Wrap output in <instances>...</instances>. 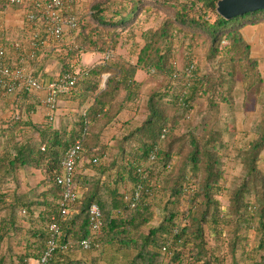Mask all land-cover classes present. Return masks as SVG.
I'll return each mask as SVG.
<instances>
[{
	"label": "trees",
	"instance_id": "16d2710c",
	"mask_svg": "<svg viewBox=\"0 0 264 264\" xmlns=\"http://www.w3.org/2000/svg\"><path fill=\"white\" fill-rule=\"evenodd\" d=\"M218 1L120 0L115 10L108 9L111 16L100 3L83 16L64 10V14L77 18L78 31L69 43H61L59 37L50 38L60 42L54 48L61 53V69L51 72H42L54 48H44L49 32L40 13L34 11L39 15L32 22L26 17L30 22L26 27L33 30L10 28L0 33L8 65L19 67L27 62L44 83L57 79V74L76 76L70 92L58 94L53 110L43 104L44 92L33 95L25 89L18 90V98L9 101L1 95L0 87V264H29L39 258L51 237L54 216L60 224V235L56 237L60 247L54 251L50 264H90L78 252H103L107 247L135 250L131 264L140 260L163 264L167 250L168 264H178L183 263L181 257L188 253L189 244L191 264H224L225 253L235 258L238 252L244 255V261L264 264V169L260 168L264 163V122L258 123L259 137L249 143L244 155H238L244 172L230 192L219 153L224 146L222 131L211 127L208 120L197 121L185 133L190 145L186 140L182 143L183 135L178 137L176 133L181 120L199 112L198 100L205 97L212 108L219 107L214 100L218 88L229 84L232 89L238 81L237 72L246 93L262 81L259 59L252 56L243 29L249 23L264 22V9L227 19L217 11ZM39 2L45 4L46 0ZM7 5L8 0H0V12ZM153 11L156 18L162 12L166 15L158 25L142 31L145 43L136 63H131L118 54L121 30L131 28L134 37L132 28ZM186 40L188 51L179 69L174 61L175 45ZM199 46L205 49L208 69L199 63L200 54L193 52ZM87 52L101 54V61L78 70L75 59ZM21 53L25 55L23 60ZM141 70L167 78L164 87L150 93L147 101L141 99L143 82L137 77ZM219 94L222 102L230 100L224 91ZM257 97L263 104L264 121V88ZM40 106L48 111L37 123L32 114ZM71 106L78 109L77 117L57 113L59 108ZM7 110L12 115L3 118ZM142 110L147 113L146 121L139 127H130L123 116ZM206 113L200 112L203 120ZM60 118L65 121L57 125ZM26 128L32 132L26 134ZM112 128L117 131L111 138L122 135L114 153H110L102 136L103 130ZM78 142L81 147L72 182L78 198L66 203L68 211L61 219L63 188L57 178L64 173L65 152ZM174 155L180 157L177 174L160 172L152 183L150 175L155 166L151 169V164H163L166 171ZM21 168L29 177L34 169H41L43 179L27 191L4 189L3 185ZM86 169L94 170V175L84 174ZM200 171L203 181L198 183L192 175ZM170 178L175 185L165 201L161 221L145 230L154 217L149 195L159 191V181L166 190ZM245 191L254 194V201L242 199ZM138 192L140 196L136 198ZM225 193L230 194L227 206L218 199ZM185 201L189 207L181 211L179 204ZM92 204L99 205L102 211L101 233L90 222ZM252 228L259 235L253 246L249 238ZM86 238L98 242L100 247L83 251L80 242ZM17 239L25 249L18 257L13 254ZM67 244L70 247L64 249L62 246Z\"/></svg>",
	"mask_w": 264,
	"mask_h": 264
},
{
	"label": "rangeland",
	"instance_id": "374dc122",
	"mask_svg": "<svg viewBox=\"0 0 264 264\" xmlns=\"http://www.w3.org/2000/svg\"><path fill=\"white\" fill-rule=\"evenodd\" d=\"M102 4V6L104 8H107L108 12V16H111V12H109L110 9H116V6H118V3H120V0H106L104 2H102V0H86V2H82L80 3L78 7H74V11L73 12H78L80 13V15H84L87 13H92V9L93 6L96 4ZM75 6V5H74ZM109 9V10H108ZM94 11V9H93ZM83 12V13H82ZM160 13V12H159ZM164 15H166V12H162L158 18H156V13L155 11H153L151 14H146L144 16H142L143 18L140 20V23H138V25H136L133 29L135 36L133 37L131 35V28H127V29H122L120 28V30L122 31V37L120 39L119 42V49H118V54H121L123 58H125L126 60L130 61L131 63H136L137 58H138V54L140 51V48L143 46V44L145 43L144 40L141 38V33L142 31H146L148 29H151L153 27H155L156 25H158L164 18ZM86 18V17H85ZM119 17H117L118 19ZM82 19V18H81ZM88 18H86L87 20ZM116 19V20H117ZM262 22L259 23H249L247 26L252 27V26H256V25H260ZM262 27V26H260ZM259 27H257L255 30L258 32ZM260 31H264L261 30ZM75 32L72 33V35H74ZM131 36V37H129ZM226 43V42H225ZM188 51V42L186 41H182V43H179L175 45V52H174V56H175V60L177 66L179 67V69H182V64L185 61V57H186V52ZM193 52L195 54L198 55V53L200 54V62L202 63V67L204 69H208L207 66V62L204 61L205 57H206V52L205 49L202 47H197L194 48ZM256 54L260 55V57L263 56V58H261L262 60H264V45H260L258 46L257 50H256ZM101 54L96 53V52H87L84 54H80L79 57L77 59H75V68H77L78 70L80 68L83 67H89L92 64L96 63L97 61H101ZM199 56V55H198ZM198 57H196L197 59ZM264 69V61H263V65L261 66ZM238 73V81H236L233 86L232 89H229V84H226L220 88H218V92L216 94V96L214 97V100L217 101L219 103V107H211L209 99L208 98H202L201 100H198V109L199 112L197 110V112H193L191 113V116L189 115L188 117H185L183 120H181L179 122V124L176 126L177 129V135L178 137L180 135H183L182 138V143H184V141L186 140V143H188V145H190L189 143V139L185 136H188L187 134H185L190 128H192L197 121L201 122H206L208 120V122L210 121V124L212 125L211 127L213 128H217L219 130L222 131V139L224 142V146L223 148H221V151L219 152L221 155V162L224 166V169L226 171V179L228 181V185H229V192L230 189L232 187H235L236 184L240 183L241 179H242V175L244 172L243 169V164L242 162H240L241 157L238 155H244V153H246L247 149H248V145L251 141L257 139L259 137V124L258 123H263L264 121H262L261 116L263 115V104L261 103V100L258 99L257 95L261 92V89L264 88V73L262 74V81L259 82L258 86H256L254 89L250 90L249 92L246 93V91H244L243 88V84H242V80H241V74L240 72ZM105 77H108L109 74L104 75ZM138 80L143 82L142 85V90H141V99L143 101H147V98L149 96L150 93H152L153 91L159 89V88H163L164 85L167 82V78L165 76L162 75H157V74H148L146 71H139L138 72ZM221 91H224L226 94L228 102H222L221 98L222 96L219 94ZM209 97V96H208ZM233 100V104L231 103V100ZM1 105V104H0ZM77 106V105H76ZM76 106H71V107H62L59 108V110L57 111V113L59 114H71L69 116H75L77 117V114H79L78 109L75 110ZM64 108V109H63ZM46 110V112L48 111L46 109V107H42L40 106L38 108V111L36 114H32L33 120L37 123L42 122L43 116L45 114H43V112L41 110ZM83 108L80 109V112L82 111ZM21 110V109H19ZM68 110V111H67ZM207 111L206 113V118H204V120L202 119V114H200V112H204ZM65 112V113H63ZM12 115V111L7 110V112H3L2 117H8ZM199 115V116H198ZM25 116V114L23 115ZM192 116H194L193 118H191ZM0 117H1V113H0ZM26 117V116H25ZM123 118H127L128 121L130 122V127H139L140 125H142V123H144V121H146L147 119V113L146 111L142 110L141 112H137L134 114V112H128L126 115L123 116ZM195 118V119H194ZM64 120H62L61 118L59 120H57V125H61L62 123H64ZM27 129V128H26ZM117 130L112 128V129H108V130H103L102 132V136H103V141L105 144H107V146H109L110 148V153H114L115 149H116V144L117 141H120L119 139H121L122 135L118 136V137H113L111 138V135L113 136L115 134ZM30 132H32L31 130L27 129L25 131L26 134H29ZM8 139V137L6 138ZM181 143V144H182ZM111 147H113L111 149ZM262 155L264 157V151L262 152ZM110 156V155H109ZM244 158V157H243ZM242 158V159H243ZM108 160V159H107ZM180 160V157L178 158L177 155H174L173 159H172V163L170 164V166H167L166 171L165 168L163 167V164H158L156 165V163L151 164V169L154 167V169L152 170V175H150V177L152 178V183H154L155 180H158V178H156V175H160L165 173V175H168L169 173L172 172V174H177V167H178V161ZM264 161V160H262ZM261 161V162H262ZM263 163V162H262ZM261 169H264V163L263 165L261 164ZM84 174H89V175H94V170L91 169H86L85 171L83 170ZM17 173H23L24 176L18 175ZM42 175V170L41 169H34V173L30 174L31 178H33L36 175ZM173 174V175H174ZM193 174V173H192ZM190 172V175H192ZM203 171H200L197 175H192V177H194V181H198V183H201V181H203ZM96 175V174H95ZM173 175L171 176V178L173 177ZM43 176V175H42ZM105 179H107V176L104 177ZM171 178L169 180V183L166 184V190H164L163 184L159 181L158 183V192H155L154 194L149 195V200L151 201L152 204V211L154 212V217L153 219L146 224L145 230H149L150 227H155L157 226L160 221H161V217L163 216L162 212H163V207L165 204V201L169 198V195L171 193V189L174 187V183L171 182ZM34 179V178H33ZM31 179V180H33ZM43 179V177H42ZM41 179V180H42ZM9 181L7 183H5L3 185L4 189H9V190H13L16 189L18 192H22V191H27L30 186L34 187L36 185L35 182H32V184L30 185L28 182V185H26V182L29 180V174L28 172L24 169H18L15 174L13 176H11L10 179H8ZM193 180V178H192ZM42 188V187H41ZM252 189V188H251ZM250 190V189H249ZM248 190V191H249ZM165 191V192H164ZM83 193V191H81ZM80 192V193H81ZM79 193V195H80ZM230 194L229 193H225V196H218V199L221 200V203H225V205H229V201L230 198L228 197ZM242 199L246 202V201H254L255 196L253 193L251 192H247L245 191V196H241ZM229 198V199H228ZM149 201V202H150ZM179 209H181V211L187 209V207H189L187 201H185V204H179ZM254 211V210H253ZM226 228V227H225ZM254 228H252V231L249 234V238L251 240V242L254 241H258L259 235L255 234ZM20 236H18L19 239ZM16 240L13 242V254L16 255V257H18V255H20V248L23 247L18 241ZM254 244V243H252ZM253 246V245H252ZM190 247L191 244L188 245V253H184L183 256L181 257L183 263H178V264H191L190 261H192L193 257L190 254ZM120 248V247H119ZM104 251H92V252H78L77 255H79L80 258L86 259L85 261H91L92 263L90 264H131V259L134 258L136 251L135 250H125V249H118L115 247H107L106 249H103ZM19 251V252H18ZM230 252V251H229ZM219 255L221 257L223 256L222 252H218ZM230 254V253H229ZM232 254V253H231ZM230 254V255H231ZM187 255V256H185ZM185 256V257H184ZM244 256V255H243ZM243 256H241L239 254V252L236 254L235 258H232L231 256H228V254L225 253V257H224V264H250L251 262H248L250 259H248V261H244ZM15 257V262H17V259ZM167 259V260H166ZM233 259L235 261H233ZM146 260V259H145ZM144 260V261H145ZM169 257H164L163 258V264H168ZM223 262V261H222ZM34 264V263H33ZM135 264H148L147 262H137ZM162 264V263H161Z\"/></svg>",
	"mask_w": 264,
	"mask_h": 264
},
{
	"label": "built area",
	"instance_id": "2783aa9c",
	"mask_svg": "<svg viewBox=\"0 0 264 264\" xmlns=\"http://www.w3.org/2000/svg\"><path fill=\"white\" fill-rule=\"evenodd\" d=\"M82 2L83 0H46L45 4H42L39 0H8L9 5H18L23 8L26 17L31 22L37 20L39 15L34 11L40 13L41 19L45 21L48 28V38L59 37L61 42H65L66 39L71 41L74 37L66 36L69 34L72 36V32L78 29L77 18L73 15L64 14V10L73 12L74 7L80 6L79 4ZM67 32L69 34H67ZM34 45L36 47L37 43ZM15 46L19 47L20 43H15ZM5 52L4 46L0 45V87L2 88V96L9 97L15 95L18 90L23 89L29 91L33 95L44 92L42 102L48 107V110H53L57 106L58 94L60 92H70L76 82V76L71 73H64L62 75L57 74V79L44 83L40 77L35 75L34 68H32L27 62L19 67L8 65L5 59ZM109 55L110 54H107V57H109ZM19 57L23 60L25 55L21 53L19 54ZM80 147L81 145L79 142L73 147H70L67 149L65 156L62 159L64 173L57 178L58 184L63 188V202L60 213L61 219L68 211L66 203L75 201L78 198V194L73 191L72 182L76 167V155ZM139 196L140 193L138 192L136 198ZM131 206H134V203H132ZM89 214L93 229L98 233H101L103 220L102 211L99 205L92 204L89 208ZM50 231L52 234L48 240L46 248L39 258L32 260L29 264H50L54 251L60 247L58 240L56 239V237L60 235V224L58 218L55 216L50 224ZM80 246L83 251H90L93 247L95 249L99 248L100 244L90 238H86L80 242ZM62 247L68 249L70 246L67 244ZM164 250H166V247H164ZM166 255L170 257V253L167 250Z\"/></svg>",
	"mask_w": 264,
	"mask_h": 264
},
{
	"label": "crops",
	"instance_id": "0c3cea01",
	"mask_svg": "<svg viewBox=\"0 0 264 264\" xmlns=\"http://www.w3.org/2000/svg\"><path fill=\"white\" fill-rule=\"evenodd\" d=\"M28 24H30V22L26 19L25 10L21 7L7 5L6 8L0 12V33H3L4 30L10 29V28L27 29L28 27H26V26H28ZM260 26H262V27H260ZM257 27H259L257 29L258 32L255 30ZM29 28L31 30H33V28H31V27H29ZM260 29L264 30V22H262L260 25H256V26H252V27L246 26L243 29V34L251 46L252 56L255 58H258L259 62H260V66H262L264 60H262L261 58H263V56L260 57V55L256 54V50H257L258 46L264 45V31L262 32V31H260ZM67 34H69V33L67 32ZM48 37L49 36L47 35V41L44 45V48L50 49L52 46H53L52 48H54V46H56L58 43H60L59 41H58V43H55V40L52 42L51 39L49 40ZM66 37H71V35L69 34ZM69 41L70 40L66 39L65 42H61V43L65 44V43H68ZM52 50H53L52 53H50L48 55L50 57V59L47 62V64L45 65L44 70L42 72H51L54 70L61 69V66H60L61 62L59 63V61H60L59 55H61V53L57 52L58 49L56 47ZM32 68H34V67H32ZM260 70L262 71V73H264V69L262 67L260 68ZM16 98H18V94L6 97V99H9V101L15 100ZM42 107H44V106H42ZM41 111L43 112V114L46 113V110H44V109ZM17 174L24 176L23 173H20V174L17 173ZM42 177L43 176L41 174L34 176L33 177L34 179L29 177V180L26 182V185H28V182H29V184H32V182H35L34 185H36L41 181ZM31 179H33V180H31ZM251 243H254L252 245H255L257 243V241H254ZM20 250H21L20 252L18 251L19 253L25 252L24 247H21Z\"/></svg>",
	"mask_w": 264,
	"mask_h": 264
},
{
	"label": "water",
	"instance_id": "95a60500",
	"mask_svg": "<svg viewBox=\"0 0 264 264\" xmlns=\"http://www.w3.org/2000/svg\"><path fill=\"white\" fill-rule=\"evenodd\" d=\"M264 9V0H219L217 11L227 19Z\"/></svg>",
	"mask_w": 264,
	"mask_h": 264
},
{
	"label": "clouds",
	"instance_id": "9594fccd",
	"mask_svg": "<svg viewBox=\"0 0 264 264\" xmlns=\"http://www.w3.org/2000/svg\"><path fill=\"white\" fill-rule=\"evenodd\" d=\"M77 31H78V29L74 31V32H75V34L77 33ZM72 33H73V32H72ZM72 36L74 37V35H72ZM82 54H84V53H82Z\"/></svg>",
	"mask_w": 264,
	"mask_h": 264
}]
</instances>
